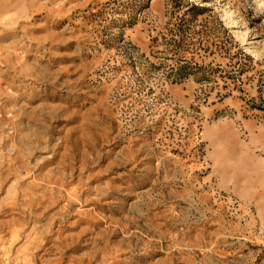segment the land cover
Masks as SVG:
<instances>
[{
    "label": "rangeland",
    "instance_id": "rangeland-1",
    "mask_svg": "<svg viewBox=\"0 0 264 264\" xmlns=\"http://www.w3.org/2000/svg\"><path fill=\"white\" fill-rule=\"evenodd\" d=\"M0 264H264V0H0Z\"/></svg>",
    "mask_w": 264,
    "mask_h": 264
}]
</instances>
